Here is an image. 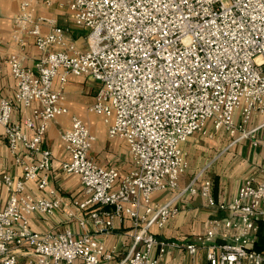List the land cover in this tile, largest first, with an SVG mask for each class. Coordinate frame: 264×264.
Masks as SVG:
<instances>
[{"label": "built area", "instance_id": "1", "mask_svg": "<svg viewBox=\"0 0 264 264\" xmlns=\"http://www.w3.org/2000/svg\"><path fill=\"white\" fill-rule=\"evenodd\" d=\"M40 1L51 4L20 2L9 42L14 49L6 60L17 90L13 100H0V126L22 176L2 177L10 195L0 208V264H17L24 248L41 264H102L115 249L107 250L86 230L88 220L109 232L123 214L132 221L133 243L119 264H163L170 248L191 255L204 250L207 264H264V251L254 249L264 225V165L263 178L246 179L231 201L209 197L228 215L207 218L189 241L160 237L151 228H164L177 214L174 201L186 190L196 192L193 182L164 204L149 203L157 191H178L188 166L181 144L197 131L206 133L207 121L216 130L239 133L236 139L251 135L248 121L264 111V0H70L75 21L99 35L85 50L56 18L35 17ZM42 23L49 25L47 33ZM29 36L40 51L33 66L25 63ZM70 75L101 83L89 111L102 115L109 137L125 139L135 168L121 176L90 157L96 136L73 114L60 133L71 156L62 169L79 176L85 197L75 205L88 219L69 213L83 230L79 234L71 227L40 232L31 228L32 214L52 215L63 201L51 184L53 152L43 139L48 124L69 111L64 86ZM19 106L32 111L25 125L12 121ZM254 144L264 159V141ZM31 181L45 194L27 192ZM209 188L205 181L204 195Z\"/></svg>", "mask_w": 264, "mask_h": 264}, {"label": "crops", "instance_id": "2", "mask_svg": "<svg viewBox=\"0 0 264 264\" xmlns=\"http://www.w3.org/2000/svg\"><path fill=\"white\" fill-rule=\"evenodd\" d=\"M21 1L0 0V100L2 98L13 100L16 95V81L6 60L8 53L14 49L9 42L13 19L19 10ZM69 1L51 0L50 5L40 1L36 6L35 17L42 15L56 18L58 25L68 28V38L76 44L78 49L85 50L99 35L93 33L89 27L75 21L69 9ZM41 30L47 33L49 25L42 23ZM25 52L27 54L26 65L33 66L40 55L33 36L28 37ZM59 81L57 77L54 82L55 88L59 86ZM100 85L98 80L91 77L75 75L68 77L64 91L69 111L48 124L43 139V145L53 152V168L50 171L51 184L62 196L63 201L58 211L52 215L32 214L30 225L34 230L57 232L71 227L77 234L83 231L77 219L69 215L73 212L77 216L87 218V211H81L75 205L76 201L85 197L79 176L62 169V163L70 160L71 156L65 148L60 133L71 126L73 114L78 115L96 136L89 150L90 157L104 167L116 168L121 176L135 168L125 139L109 137L102 115L89 111V107L96 100ZM31 112V108L19 106L12 113V121L25 125ZM234 119L236 122L240 121L239 110L235 111ZM246 129L252 132L251 135L236 139L239 133L232 136L225 128L216 130L209 120L205 124L206 133L197 131L182 142L181 146L187 153L188 166L179 178L178 191L170 188L157 191L151 196L149 203L151 205L164 204L192 182L197 191L193 193L186 190L179 195L174 201V206L178 209L177 214L167 222L164 228L159 229L153 226L151 228L153 233L169 240L189 241L194 235L203 231L204 221L207 218L228 215V211L219 210L210 205L209 197L213 198L215 203H227L238 194L246 179L260 181L263 178V153L261 147L255 145L254 141H264V111L255 114L248 121ZM26 131L29 136L33 134V130L29 128H26ZM4 174H9L13 180H16L22 176V168L11 155L4 129L0 126V208L6 204L10 195L2 178ZM205 181H210L209 195H204L202 192ZM26 191L34 196L45 194V191L38 189L36 181L29 182ZM86 230L95 234L107 250L115 249L113 257L103 259L102 264H119L133 243L132 221L125 214L122 217H116L114 227L109 232L95 228L89 220ZM154 254H156V249ZM162 262L163 264H207V259L204 250L191 255L185 248H170L162 257ZM17 264L41 263L27 248H24L18 254ZM61 264L67 263L62 262Z\"/></svg>", "mask_w": 264, "mask_h": 264}, {"label": "trees", "instance_id": "3", "mask_svg": "<svg viewBox=\"0 0 264 264\" xmlns=\"http://www.w3.org/2000/svg\"><path fill=\"white\" fill-rule=\"evenodd\" d=\"M254 249L256 251H264V225L263 224L260 225L257 240L254 245Z\"/></svg>", "mask_w": 264, "mask_h": 264}]
</instances>
